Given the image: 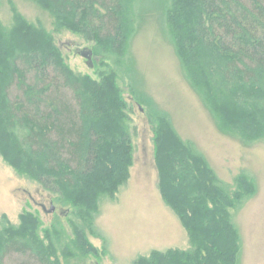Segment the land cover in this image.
<instances>
[{
  "label": "trees",
  "instance_id": "obj_1",
  "mask_svg": "<svg viewBox=\"0 0 264 264\" xmlns=\"http://www.w3.org/2000/svg\"><path fill=\"white\" fill-rule=\"evenodd\" d=\"M38 1L59 25L96 42L97 54H125L135 0ZM172 4L168 21L189 81L220 112L223 128L251 140L264 136V0ZM17 32L43 42L13 43ZM1 38L0 150L12 165L59 192L92 228L100 197L116 198L133 164L128 103L116 76L86 82L68 66L53 38L33 24L23 22L10 35L0 27ZM152 116L158 123L153 139L159 191L191 246L155 249L133 264H238L241 237L233 210L256 193L254 178L242 172L226 182L180 138L166 115ZM31 221L24 217L25 226L33 228ZM76 230L80 249L94 250L85 229ZM0 264L58 262L38 240L5 231Z\"/></svg>",
  "mask_w": 264,
  "mask_h": 264
},
{
  "label": "rangeland",
  "instance_id": "obj_2",
  "mask_svg": "<svg viewBox=\"0 0 264 264\" xmlns=\"http://www.w3.org/2000/svg\"><path fill=\"white\" fill-rule=\"evenodd\" d=\"M172 3L135 0L134 31L125 54L109 52L103 57L95 52L96 42L59 25L38 0H0V27L8 35L23 22L42 27L68 66L86 82L116 76V85L128 103L135 147L130 179L116 198L100 197L92 228L59 192L12 165L0 150V234L6 231L38 240L58 264H133L155 249L189 248L187 231L158 187L153 139L158 123L152 116L158 114L168 117L180 138L192 144L223 180L232 183L242 172L254 178L256 193L233 210L241 237L238 264H264V136L251 140L223 128L220 112L189 81L168 21ZM17 35L13 34V43L40 46L43 42L35 35L31 40ZM88 50L93 51L91 60L82 55ZM221 107L226 108L229 120L228 107ZM52 206L54 211H50ZM24 217L35 228L25 226ZM76 226L85 229L94 250L80 249Z\"/></svg>",
  "mask_w": 264,
  "mask_h": 264
},
{
  "label": "water",
  "instance_id": "obj_3",
  "mask_svg": "<svg viewBox=\"0 0 264 264\" xmlns=\"http://www.w3.org/2000/svg\"><path fill=\"white\" fill-rule=\"evenodd\" d=\"M82 55H84V56L88 57V59H90V60H91V58H92V55H93V51H92V50L83 51V52H82ZM54 209H55V207H54V206H52V208H51V210H50V211H54Z\"/></svg>",
  "mask_w": 264,
  "mask_h": 264
}]
</instances>
